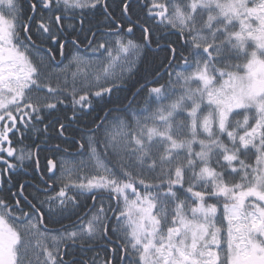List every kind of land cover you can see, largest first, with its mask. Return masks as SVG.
Wrapping results in <instances>:
<instances>
[{
  "label": "snow or ice",
  "instance_id": "1",
  "mask_svg": "<svg viewBox=\"0 0 264 264\" xmlns=\"http://www.w3.org/2000/svg\"><path fill=\"white\" fill-rule=\"evenodd\" d=\"M0 264H264V0H0Z\"/></svg>",
  "mask_w": 264,
  "mask_h": 264
},
{
  "label": "trees",
  "instance_id": "2",
  "mask_svg": "<svg viewBox=\"0 0 264 264\" xmlns=\"http://www.w3.org/2000/svg\"><path fill=\"white\" fill-rule=\"evenodd\" d=\"M161 31H163V27H161ZM134 38L138 40V39L140 38V33H139V32H136ZM168 39H170V40L176 42L177 47L179 48L181 42H180V40H179V38H178L177 35L170 36V37H168ZM162 43H163V42H162ZM153 47L155 48V46H153ZM160 55L162 56L163 53H161ZM58 59H59V57H58ZM179 62H180V61H179V58H178V59H177V63H179ZM64 64H67V61H64ZM63 66H64V65H61L62 68H63ZM75 70H76L75 67H73L72 69L69 70V74H70L72 71H75ZM178 70H182V69H178ZM190 70H191V69H189V71H190ZM167 79H168V77L165 75V76H164V79H162V80L160 81V83H166ZM53 83H55V81H53ZM145 93H146V90H145ZM145 93H141V95L138 96V97L136 98L135 101H132V110H135L136 112H140V111L146 106V105H145ZM125 95H127V96H131V91H129V92H120V93H118V94H114V95H113V100H116L117 96H119V97H120V104H119V106L123 107V106H125V105L128 104V101L123 99V97H124ZM113 106H116V105H113V104H106V105H104V107H113ZM153 107H154V105H153ZM99 114H100V115H103L102 112H100ZM93 115H96V114L93 113ZM114 115H115V113H114ZM89 118H90V117H87V118H85V119H89ZM57 142H58V141L53 140V141H50L49 144H55V143H57ZM25 143L31 144V141H30V140H26ZM36 143H40V141L37 140ZM62 146H63V145H62ZM32 147L34 148L35 145H32ZM72 150H74V149H72ZM46 155H51V153H49V152H47V151H42V152L40 153V157H41V162H42V164L45 163V161H44V157H45ZM253 159H254V158H253ZM58 174H59V173H58ZM30 175H31V174H30ZM30 175H29V176H25V175H22V174H21V175L15 176L14 179L17 180V181H22V180L30 179ZM37 179H38V177H37ZM32 182L34 183L35 180H32ZM3 187H7V185H3ZM91 202H92V201H91V199L89 198V200L87 201V204L90 205ZM112 203H113V205H115V201H113ZM82 204H83V201H82ZM79 211H80L81 214H82L83 212L87 211L86 206H82L81 209H80ZM73 219H75V217H73ZM64 223H68V221H64ZM49 226H50V227H58V225H49ZM96 251L100 253L101 257H103L104 252H103V249H102V248H97ZM92 254H93V253H91V252L88 253L89 256H91Z\"/></svg>",
  "mask_w": 264,
  "mask_h": 264
},
{
  "label": "rangeland",
  "instance_id": "3",
  "mask_svg": "<svg viewBox=\"0 0 264 264\" xmlns=\"http://www.w3.org/2000/svg\"><path fill=\"white\" fill-rule=\"evenodd\" d=\"M205 19H206V14H205ZM238 27V26H237Z\"/></svg>",
  "mask_w": 264,
  "mask_h": 264
}]
</instances>
